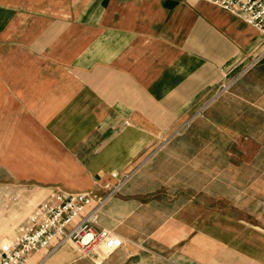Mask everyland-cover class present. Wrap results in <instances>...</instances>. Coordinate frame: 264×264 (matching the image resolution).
I'll list each match as a JSON object with an SVG mask.
<instances>
[{"label": "crops", "instance_id": "0c3cea01", "mask_svg": "<svg viewBox=\"0 0 264 264\" xmlns=\"http://www.w3.org/2000/svg\"><path fill=\"white\" fill-rule=\"evenodd\" d=\"M263 56L204 0H0V177L44 199L128 175L98 212L119 248L28 264H264V131L235 146Z\"/></svg>", "mask_w": 264, "mask_h": 264}, {"label": "built area", "instance_id": "2783aa9c", "mask_svg": "<svg viewBox=\"0 0 264 264\" xmlns=\"http://www.w3.org/2000/svg\"><path fill=\"white\" fill-rule=\"evenodd\" d=\"M240 16L264 36V0H204ZM113 177H119L116 172ZM128 175L120 178V185ZM105 196L90 190L56 189L33 207L16 228L10 241L0 242V264H28L33 251L55 250L72 242L83 254L107 255L122 244L112 230L98 225V212Z\"/></svg>", "mask_w": 264, "mask_h": 264}, {"label": "rangeland", "instance_id": "374dc122", "mask_svg": "<svg viewBox=\"0 0 264 264\" xmlns=\"http://www.w3.org/2000/svg\"><path fill=\"white\" fill-rule=\"evenodd\" d=\"M257 64H263L264 66V56L257 62ZM248 90L250 92L252 91L251 97H247L252 99V104L250 106L256 104L258 102L257 100L260 98H264V86H250L248 87ZM250 109V117H247L246 115V117L241 119L238 123V128L235 131V146L247 143L248 141L246 139L250 133L264 131V105L263 107L256 108H249L246 106L240 107V110L243 111V113L241 112L242 114H248ZM14 125L15 124H12V130L14 129ZM238 136L241 138V141H238ZM16 142L17 140L11 139L12 151L14 149L13 147L16 146ZM263 145L264 144H261V146ZM255 147L258 148L256 145ZM1 156L2 140L0 139V161ZM259 158L261 159V162H264V155L252 154L250 156V162H258ZM38 190L39 189L36 187L30 185L27 186L25 180L13 177L11 179H3L0 177V242L12 240L15 236L18 224L23 221L26 213L43 200L40 199V193ZM73 246L75 247V245ZM75 250L77 251L76 247Z\"/></svg>", "mask_w": 264, "mask_h": 264}]
</instances>
